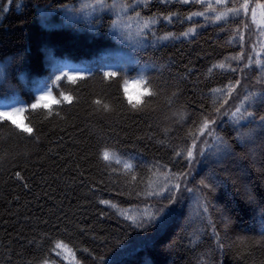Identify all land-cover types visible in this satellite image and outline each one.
<instances>
[{
    "label": "trees",
    "instance_id": "obj_1",
    "mask_svg": "<svg viewBox=\"0 0 264 264\" xmlns=\"http://www.w3.org/2000/svg\"><path fill=\"white\" fill-rule=\"evenodd\" d=\"M78 1L0 0V107L28 105L23 123L33 130L28 134L9 121L0 122V264H264V141L257 132L255 142L239 143L228 119H218L215 127L232 145L236 162L205 165L199 158L186 178L188 187L200 188V179L215 176L208 212L196 215L197 197L207 189H182L163 225L160 220L139 224L145 210L166 203L149 194L160 191L165 174L188 171L187 161L175 153L191 146L188 133L195 131L202 114L214 115L219 94L212 90L240 81L231 104L237 95L239 101L249 91L264 89L255 63L264 64L260 33L246 40L251 33L247 15L189 23L183 20L207 6L150 0L138 8L142 16H177L170 26L161 23L158 34L177 35L190 25L201 30L116 61L111 16L99 15L90 28L55 27L56 15L40 17L42 8L58 14ZM249 1L264 6V0ZM231 8L229 2L214 7ZM248 57L253 63L245 71ZM221 63L225 68L213 67ZM106 72L118 75L109 79ZM65 73L77 79L65 76L55 87V77ZM141 73L156 96L143 95L144 85L136 83ZM46 88L60 102L31 110ZM242 125L246 131L247 122ZM125 163L133 167L125 168Z\"/></svg>",
    "mask_w": 264,
    "mask_h": 264
},
{
    "label": "snow or ice",
    "instance_id": "obj_2",
    "mask_svg": "<svg viewBox=\"0 0 264 264\" xmlns=\"http://www.w3.org/2000/svg\"><path fill=\"white\" fill-rule=\"evenodd\" d=\"M13 0H9V3H12ZM166 2V0H165ZM183 3H189L190 0H181ZM223 0H217V3H222ZM96 4L99 5L101 8L105 7V0H96ZM19 7V5H17ZM88 5H85L87 7ZM119 6L120 13H125L131 7L130 0H120L119 5H117L116 0H113L111 5H107L110 8H116ZM208 8L216 11L212 7L211 4L206 5ZM246 7V6H245ZM264 7V6H262ZM6 11V9H4ZM238 15V13H234ZM193 15H204V13H193ZM136 17H140V13H136ZM216 20L225 19L226 16L224 13H220L217 15ZM163 19L167 20L171 23V16H165ZM191 19V17H189ZM159 23L158 18H148L146 20H142L139 23V28L137 32V36L144 37L146 36L145 30H151L152 25ZM119 25V14L117 20L113 21L112 27L118 28ZM195 34V29H189L187 32L182 33L184 37H188L190 35ZM172 33H168L158 39L169 40V39H178ZM241 57H232V59H240ZM253 61L252 58H249V62L245 67H250ZM256 65L261 68L262 76L258 79V83L264 82V64H262L259 60L255 61ZM213 67H219L221 69L225 68V64L221 63L219 65H213ZM3 67H0V83H3ZM211 72V69H209ZM231 71H237L236 68H231ZM109 79L115 78L118 74L116 72H106L104 74ZM67 77L69 80L75 82L77 79L76 76H69L67 73L63 74V76L55 77L53 81V85L55 87H59V81H61L64 77ZM83 78V77H79ZM136 83L144 85L143 95L151 98L157 95V92L153 91L151 88V82L147 75L141 73L136 80ZM127 84L128 81H124L125 85V92H127ZM240 81H236L235 84H229L225 86V88L220 89H213V94H219L218 99H214L213 101V112L214 115L209 114H202V120L198 125L195 127V131H190L188 133L189 137L191 138V146L178 151L175 153L176 156L181 157L182 159L186 160L188 163V171L187 172H179V173H166L165 180L166 183L161 187L160 191L149 193L150 195H157L160 196L166 203H163L160 207L156 208L152 212H148L145 210V213L142 214L141 220L139 222L140 226H147L154 224L157 220H160L161 225L166 222V215L169 213V208L171 205L177 203V193H179L182 189L188 193H201V189H207V193H201L197 197V208H196V215L206 214L208 212V200L207 196L214 192L216 189V182L215 176L210 174L208 177L202 178L199 180L200 188L195 187H188L186 178L191 175V166L193 162L200 163L201 159H203V163L205 165L214 164L217 166H226L230 162H236V153L233 151L232 145L228 143L227 139L222 136L218 131L215 125L217 124L218 119H222L223 117H228V120L231 124L235 127L236 130V140L241 143L245 144L246 142H255L257 139V132H260L259 139L264 141V114H258V111L264 112V89L260 90L259 92H252L249 91L243 97L239 99V102L235 104L234 109H226V106L229 105L230 100L232 99V94L235 91L236 87H238ZM64 100L71 102V97L64 95V93H60ZM173 95H176L173 93ZM49 102L59 103L60 101L56 100L55 97L52 95V89L46 88L41 91L40 95L35 99L34 103L30 104L31 110L37 109H46L49 108ZM131 103V99L129 100ZM151 100L148 101L150 103ZM97 104L101 103L100 101H96ZM137 103H140L138 101ZM259 106V109L256 106ZM133 107H136L133 104ZM29 106L24 104L17 105H5L0 107V122L9 121L12 125L16 128L20 129L21 131L31 134L32 128L29 127L27 124L23 123L24 113L28 111ZM105 110H108L109 106L107 104L103 105ZM181 119H185V117H181ZM247 122V130L241 131L240 128L244 127L242 122ZM254 125V126H253ZM201 137H205V139L201 140ZM208 138H211V143H209ZM198 144H202L203 147H198ZM104 159L109 160L110 154L105 151ZM213 157L215 159H213ZM119 163L120 161L117 160ZM125 168L131 169L133 166L131 164L125 163ZM19 176V173H17ZM175 182H172V181ZM250 201H254L255 197L249 196ZM103 203H108L107 201H102ZM264 211V208L261 209ZM134 223H137L135 220ZM209 224L212 225L213 232L216 236L218 245L223 247L220 243V234L216 231V227L212 224L211 219L209 218ZM261 235L264 236V232H261ZM57 247H62L61 244H58Z\"/></svg>",
    "mask_w": 264,
    "mask_h": 264
},
{
    "label": "rangeland",
    "instance_id": "obj_3",
    "mask_svg": "<svg viewBox=\"0 0 264 264\" xmlns=\"http://www.w3.org/2000/svg\"><path fill=\"white\" fill-rule=\"evenodd\" d=\"M150 1V0H136L133 3H131V7L129 10L125 13H120L119 6L116 8H110L107 7V5H111L113 0L110 2L105 1V7L101 8L99 5L96 4V0H79L76 4L72 6H65L61 8L56 14L58 10H46V9H40V17L42 20H45L49 18L51 15H56L57 16V22L53 23L55 27L60 26L61 24L64 25H76V26H83V27H91V20L99 17V15L102 14H107L112 17V24L114 20H117L118 14H119V27L118 28H113L112 25L110 27V35L112 38L115 40L117 48L114 53V58L113 60H122L126 57L128 52L136 51V50H141L145 48L146 46L150 44H165L169 41H175L179 39H188L190 37H193L198 31L201 30V26H194L190 25L186 28L184 32H187L189 29H195V34L190 35L188 37H184L182 33L175 35L176 37H179L178 39H169V40H159V37H162L168 33H160L158 34V27L161 23L170 26L173 21L177 20V16L172 15L171 16V23H169L167 20L163 19L162 17H151V18H158L159 23L152 25L151 30H145L146 36L141 37L137 36L138 28H139V23L142 20H146L150 17L142 16L140 14V17H136V13L139 12L138 8L144 5L145 2ZM165 1V0H163ZM170 1V0H166ZM182 4H189L192 2H198L202 3L204 5L211 4L212 7H217V6H224L226 3L229 2L230 5H232L233 8L231 9H222L221 11H213L212 9L208 8L199 13H204V15H191V19H201V20H209L211 22H220L224 19L221 20H216V16L219 15L220 13H224L226 18H229L231 16H234L236 14L234 13H239L240 15H247L246 17L249 18V23L251 29L250 34L246 36V40H251V38L256 39L257 34L260 33L259 39L263 41L262 43L264 44V9L261 5H258L256 7L255 5H252V2L249 0H223L222 3H217V0H190L189 3H183L181 0H177ZM117 5H119L120 1L116 0ZM85 5H88L85 7ZM246 6V7H245ZM186 18L183 20L184 22H189L190 20ZM260 32H259V31ZM183 32V33H184ZM258 42V41H257ZM260 42H258L259 44ZM250 58V57H248ZM245 61H248L247 58ZM245 67V66H244ZM249 67H245V71L248 70ZM247 72L245 74H242V82L245 84L247 82L246 79ZM244 77V78H243ZM245 86V85H244ZM238 101V95L235 97L234 101L227 106V109L231 108L234 109L235 104H237ZM239 102V101H238ZM228 117H223L219 122L223 120H227ZM205 139L203 137L201 140ZM209 143L211 142V139L208 138ZM200 146L203 147L202 144ZM123 252L125 250H128V248L122 249ZM125 254V253H124Z\"/></svg>",
    "mask_w": 264,
    "mask_h": 264
}]
</instances>
